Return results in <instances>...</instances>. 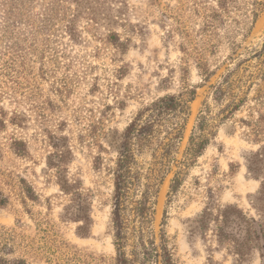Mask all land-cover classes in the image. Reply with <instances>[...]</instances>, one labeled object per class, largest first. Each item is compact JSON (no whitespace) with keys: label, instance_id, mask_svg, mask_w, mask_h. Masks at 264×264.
Here are the masks:
<instances>
[{"label":"rangeland","instance_id":"374dc122","mask_svg":"<svg viewBox=\"0 0 264 264\" xmlns=\"http://www.w3.org/2000/svg\"><path fill=\"white\" fill-rule=\"evenodd\" d=\"M227 8L213 19L217 0H0V260L117 264L121 137L156 100L194 90L178 160L205 103L214 136L176 193V168L161 185L156 244L164 233L174 264H264V0ZM231 75L215 102L213 87ZM59 150L90 204L85 237L64 218L71 197L49 165ZM227 208L246 220L221 237Z\"/></svg>","mask_w":264,"mask_h":264},{"label":"trees","instance_id":"16d2710c","mask_svg":"<svg viewBox=\"0 0 264 264\" xmlns=\"http://www.w3.org/2000/svg\"><path fill=\"white\" fill-rule=\"evenodd\" d=\"M230 1L233 0H217L220 11H215L213 19L221 18V12L228 11ZM215 28L216 25L206 26V30ZM231 77L232 75L225 77L223 83L213 87L215 102L228 96L227 92H230L233 85ZM209 78L210 75H207L205 80ZM195 96L196 92L193 90L185 95H168L156 100L138 112L121 137L112 170L114 189L111 222L117 264H174L172 254L165 245V234L162 233L160 244L157 245L152 224L160 187L165 179L173 168L177 169L170 185V195L176 193L183 183V174L202 156L214 136L211 129L214 119H209L207 114L209 108L205 103L183 158L178 160L179 147L190 117V103L195 100ZM235 107L237 109L239 106ZM59 143L55 142L54 146L61 147ZM23 148V143H17L19 153H22ZM68 153L59 150L49 165L57 168L61 191L71 197L64 218L81 223L78 234L85 237L89 234L92 224L90 204L80 192L77 182L71 183L64 176L63 163ZM147 155L150 157L149 161H145ZM263 157L264 155L260 153L256 155L257 159ZM5 204V199L0 200V205ZM232 213H234L232 209L227 208L218 219L222 220L219 228L221 237L224 236V228L228 224L237 226L239 230L242 222L246 220L239 210H236L235 216ZM148 234L151 238H147ZM0 262L9 264L4 259Z\"/></svg>","mask_w":264,"mask_h":264}]
</instances>
